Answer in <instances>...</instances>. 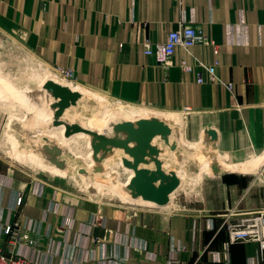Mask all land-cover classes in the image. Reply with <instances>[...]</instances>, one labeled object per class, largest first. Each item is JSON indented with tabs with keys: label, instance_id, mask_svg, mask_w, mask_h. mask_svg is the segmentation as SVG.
<instances>
[{
	"label": "crops",
	"instance_id": "1",
	"mask_svg": "<svg viewBox=\"0 0 264 264\" xmlns=\"http://www.w3.org/2000/svg\"><path fill=\"white\" fill-rule=\"evenodd\" d=\"M0 21L88 89L188 113L194 135L206 134L233 165L207 183L198 203L170 215H133L0 172L1 224L20 222L40 244L0 234V249L28 259L42 251L38 260L47 264H264L258 243L232 242L224 226L264 213V169L257 171L264 162V0H0ZM180 25L201 29L214 46L197 44L192 55L176 48L163 68L144 54L143 40L165 42ZM183 56L189 65L194 58L219 65L186 73Z\"/></svg>",
	"mask_w": 264,
	"mask_h": 264
},
{
	"label": "rangeland",
	"instance_id": "2",
	"mask_svg": "<svg viewBox=\"0 0 264 264\" xmlns=\"http://www.w3.org/2000/svg\"><path fill=\"white\" fill-rule=\"evenodd\" d=\"M52 84L78 94L76 103L56 97ZM125 110L153 114L128 119ZM189 118L80 85L42 61L18 27L0 21V172L17 184L38 181L43 190L133 215L184 212L233 167L206 134L194 135ZM135 183L149 184L163 206L140 195ZM20 231L33 234L22 225Z\"/></svg>",
	"mask_w": 264,
	"mask_h": 264
},
{
	"label": "built area",
	"instance_id": "3",
	"mask_svg": "<svg viewBox=\"0 0 264 264\" xmlns=\"http://www.w3.org/2000/svg\"><path fill=\"white\" fill-rule=\"evenodd\" d=\"M182 2V0H178ZM197 44H203L205 46H214V43L206 36L203 35L202 30L197 28L194 25H180L177 29L171 31L167 37V40L162 43L155 44L148 39L143 40V49L144 54L148 57H152L155 59L156 63L163 68H168L173 64L174 60V51L176 48H181L188 55L191 54V48L196 46ZM216 47V46H215ZM186 56H183L182 67L184 72L192 73L195 66H200L203 69L211 71L214 67L219 64L216 63L214 65H210L205 63L204 61L198 60L194 58L195 63L193 65H189L185 60ZM67 76H73L74 72L71 69L62 70ZM213 79L218 81V77L213 74ZM198 83H203V76L200 75L197 79ZM227 87L232 89V84H228ZM23 203V198L20 197L18 199V205L21 206ZM227 221L224 223V225ZM0 230L1 237H5L9 239L11 242L17 243L23 241L24 243L28 242L30 245L39 247V241L34 240L29 235H23L21 230V223H9L7 226H3L0 222ZM30 229H28L29 231ZM228 230L231 234V241L233 242H256L261 245V251L264 255V214H256L250 216L241 223L237 225H229ZM42 255V251L36 256V259H28L21 254H16L13 250L9 252H5L0 249V264H47L42 263L38 260V257Z\"/></svg>",
	"mask_w": 264,
	"mask_h": 264
},
{
	"label": "water",
	"instance_id": "4",
	"mask_svg": "<svg viewBox=\"0 0 264 264\" xmlns=\"http://www.w3.org/2000/svg\"><path fill=\"white\" fill-rule=\"evenodd\" d=\"M52 86L54 87V92L56 97H61L62 99H64L65 101L70 98V100H73V103H76V100L78 99L79 95L78 94H74L72 93V91L62 88L60 86H55L54 84H52ZM134 186L138 189L140 195H142L145 199L150 200V201H154L155 204L159 205V206H163L164 202H161L160 198L155 197L154 194L149 192V184L146 185H139L137 183L134 184ZM164 192L167 189H163ZM158 200H160L158 202Z\"/></svg>",
	"mask_w": 264,
	"mask_h": 264
},
{
	"label": "bare ground",
	"instance_id": "5",
	"mask_svg": "<svg viewBox=\"0 0 264 264\" xmlns=\"http://www.w3.org/2000/svg\"><path fill=\"white\" fill-rule=\"evenodd\" d=\"M49 74V73H48ZM77 89V88H76ZM75 89V90H76ZM83 90V89H82ZM89 95H91V94H89ZM133 110H129V111H126L125 110V115H126V117L128 118V119H132V118H137V117H139V116H142V115H145V114H153V112L152 111H149V110H140V112H134ZM157 115V114H156ZM163 117H165V116H163Z\"/></svg>",
	"mask_w": 264,
	"mask_h": 264
}]
</instances>
